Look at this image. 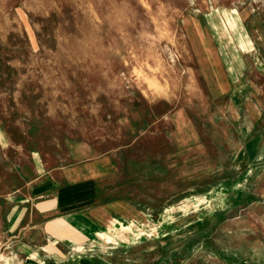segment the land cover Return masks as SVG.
Wrapping results in <instances>:
<instances>
[{
	"label": "rangeland",
	"instance_id": "obj_1",
	"mask_svg": "<svg viewBox=\"0 0 264 264\" xmlns=\"http://www.w3.org/2000/svg\"><path fill=\"white\" fill-rule=\"evenodd\" d=\"M225 10L258 26L264 0H0V126L53 166L112 157V182L132 178L118 195L150 218L50 259L0 237V264H264V53L211 32ZM227 53L232 92L214 80Z\"/></svg>",
	"mask_w": 264,
	"mask_h": 264
},
{
	"label": "crops",
	"instance_id": "obj_2",
	"mask_svg": "<svg viewBox=\"0 0 264 264\" xmlns=\"http://www.w3.org/2000/svg\"><path fill=\"white\" fill-rule=\"evenodd\" d=\"M207 17L212 33L218 29L213 24L224 22L231 30L229 39L236 42L241 37L237 42L239 48L249 54L264 53L261 14L258 26L251 12L244 20L235 10L219 11ZM223 55L224 61L213 65L216 67L214 80H220L222 91L232 92L243 78V67L238 57ZM257 109L248 105L246 111L257 117ZM260 116L261 112L259 118L252 119L257 121ZM79 152L74 153L70 165L53 166L27 133L17 128L7 133L0 126V237L7 240L8 249L17 244L18 251L24 254L44 253L43 258L50 259L59 256L58 252L82 249L84 239L91 235L97 238L99 234L135 227V215L140 213L143 227L150 222L148 214L137 208L139 203L134 198L118 195V187L132 178L118 183L119 186L112 182L117 177L115 159L101 160L91 150Z\"/></svg>",
	"mask_w": 264,
	"mask_h": 264
},
{
	"label": "trees",
	"instance_id": "obj_3",
	"mask_svg": "<svg viewBox=\"0 0 264 264\" xmlns=\"http://www.w3.org/2000/svg\"><path fill=\"white\" fill-rule=\"evenodd\" d=\"M245 194V193H244ZM247 194H245V196H246ZM248 202V201H247ZM236 208H238V207H236ZM215 215V217H216V219L214 220L215 222H216V224L214 223V221H210V220H208V219H205V221H202V227H201V230L200 231H202V233H200V235H202L203 237V239L205 240V239H208V237L209 236H211L210 235V233H212L213 232V230L216 228V226H218V225H220V224H222L223 223V221L225 220V213H223V214H219L218 215V213H215L214 214ZM209 222L212 224V226H213V229H211L210 230V224H209ZM169 238H167L166 240H168ZM199 242V241H198ZM167 245H169L168 244V241H167V243H166ZM173 258L175 259L176 258V255L175 254H173Z\"/></svg>",
	"mask_w": 264,
	"mask_h": 264
}]
</instances>
